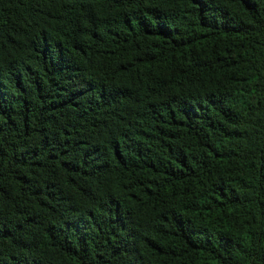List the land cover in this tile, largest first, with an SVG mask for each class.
<instances>
[{"label": "trees", "instance_id": "obj_1", "mask_svg": "<svg viewBox=\"0 0 264 264\" xmlns=\"http://www.w3.org/2000/svg\"><path fill=\"white\" fill-rule=\"evenodd\" d=\"M0 264H264V0H0Z\"/></svg>", "mask_w": 264, "mask_h": 264}]
</instances>
